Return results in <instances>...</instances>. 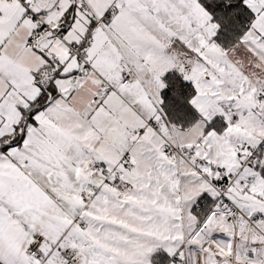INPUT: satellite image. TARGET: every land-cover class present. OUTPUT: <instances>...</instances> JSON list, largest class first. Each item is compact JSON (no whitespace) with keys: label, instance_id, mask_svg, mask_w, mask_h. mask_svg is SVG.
Here are the masks:
<instances>
[{"label":"snow or ice","instance_id":"snow-or-ice-1","mask_svg":"<svg viewBox=\"0 0 264 264\" xmlns=\"http://www.w3.org/2000/svg\"><path fill=\"white\" fill-rule=\"evenodd\" d=\"M0 264H264V0H0Z\"/></svg>","mask_w":264,"mask_h":264}]
</instances>
